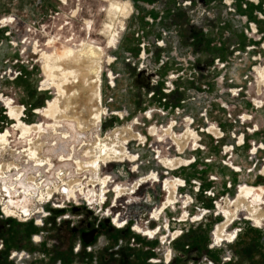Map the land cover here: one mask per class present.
Returning <instances> with one entry per match:
<instances>
[{
	"label": "rangeland",
	"instance_id": "rangeland-1",
	"mask_svg": "<svg viewBox=\"0 0 264 264\" xmlns=\"http://www.w3.org/2000/svg\"><path fill=\"white\" fill-rule=\"evenodd\" d=\"M115 6L116 9L126 10L118 15L110 14ZM263 13L264 0H0V114L6 110L4 116L11 123L15 122L8 115L6 103L11 100L14 107L23 108L20 116L25 117L23 124L32 126L42 123L45 126L54 121L44 117L43 113L47 112L53 117L55 106L50 105L60 99L62 103L70 101L72 107L80 114L82 112L83 118L88 120L91 116L85 113L83 107L95 108L98 98L105 113L96 127L81 131L86 141L94 144L98 138L110 145L114 142L121 144L120 129L130 128L132 133H139L146 139L144 146L138 145L139 141L133 138L125 145L131 154L139 153L141 176L149 171H157L161 180L158 177L156 182L163 189H166V180H178L170 179L172 177H185L188 182L197 179L202 191L217 187L220 189L218 197L225 199L217 203L218 216L215 217L210 211L200 222L181 226L185 227L183 237L169 246L173 251V262L208 264L203 260L206 259L213 264H221L223 258L231 256V262L227 264H264V219H251L246 209L240 210L233 225L227 228L229 236L234 234L233 229H241L234 243L223 242L221 246L207 250L211 236L215 242L217 227L227 221L224 212L234 209L233 204L239 198L241 188H251V199L256 200L257 191H262L263 199L258 209L264 213V149H259L256 156L250 155L254 145L264 144V85L252 70L253 67L258 69L259 64L264 68V50L259 48L264 43V27L259 29V33L254 30L257 33L254 34L248 24H259V16ZM125 27L127 31L122 33ZM114 33L117 37L111 45L110 36ZM49 41L57 42L58 54L69 51H74V54L61 64L59 70L64 72H50L47 77L46 58L55 55V49L48 45ZM162 41L163 47H160ZM88 45L94 48L97 57H78V48ZM143 46L145 60L139 59ZM254 57L260 58V61L252 62L250 66L248 60ZM69 72L72 77L68 75ZM110 72L115 77L113 85L110 81L112 77H108ZM171 74L177 77L172 81V87L165 85ZM58 83L65 86L67 95L72 94L71 100L61 96ZM115 113L123 120L117 119ZM17 125L16 122L14 127L20 134ZM98 126L99 129H96ZM210 126H215L223 137L214 139L199 132L208 131ZM170 127L172 132L165 135L163 132ZM187 129L199 135V140L196 146L194 140H188L179 154L171 137H180ZM17 132H12L14 139ZM159 132L162 138L165 137L163 142L151 135L155 133L156 136ZM101 133L106 134L105 139L101 138ZM72 136V131L64 122H61L56 134L47 129L41 137L42 147L38 158L43 162L47 159L50 163L45 162L43 168L26 155L23 156L29 145L21 143L19 137L13 146L27 165L20 169L18 165L24 164L23 159L16 156L8 158L11 163L7 166L16 168L15 174L7 172L8 178L15 181L19 174L29 178L41 168L43 174L49 175L54 168L52 160L57 162V158L62 165L74 167L76 174H90L89 180L82 182L85 196L89 198L87 190L92 189L88 185L93 176L90 169L92 162L99 164L100 168L105 162L101 158L97 161L98 158L91 160L85 157L89 145H79L80 139H72ZM71 145L77 147L76 152L73 148V156H70ZM151 146H156L157 152L162 153L158 157L159 163L153 160ZM233 147L236 152L232 158L230 154L223 153L227 148L231 151ZM63 149L67 153L63 152L64 159L61 160L60 150ZM235 156L244 162L242 165L245 167L241 170L232 169L230 165V161L237 162ZM172 158H185L193 162L188 167L176 166L166 178L163 172L169 168L164 167L160 159ZM76 161L83 163L81 171ZM108 162L113 163L114 171L124 173L121 180L134 178L126 169L135 162ZM86 169L88 171H84ZM59 171L53 173L51 181L57 180ZM43 174L41 177H44ZM98 176L100 179L108 177ZM77 180L79 183L75 186L81 183L80 179ZM41 183L40 190L45 185L43 191L47 199V191H53L49 188L52 183L46 179ZM160 184L153 186L158 193L155 197L157 200L162 196ZM97 186L101 187L100 184ZM147 187L148 184H143L140 192L148 191ZM17 188L21 186L17 185ZM152 192L153 189L148 194L153 196ZM35 198L31 199L29 207ZM14 199L18 202L22 200L21 191L14 194ZM200 202L205 208H213L209 201L202 199ZM145 208L147 212L149 206L145 205ZM183 214L181 221L186 217ZM162 218L157 225H163ZM54 219L48 220L45 227L40 229L31 222L20 224L13 220L5 221L0 213V240L3 239L7 247L0 254L3 257L1 264H22L15 258H4L8 251L13 250L25 251L28 258L23 261L24 264H121V247L136 239L129 229L118 231L103 227L93 243L83 245L81 234L87 231V222L94 228L100 225L97 218L83 207L75 212L72 210V231L70 223L57 226ZM199 219L200 214L192 218L193 221ZM215 226L214 233L210 235ZM173 228L178 229L175 224ZM39 233L44 234L43 241L40 244L32 243L31 236ZM136 242L145 244L143 239H136ZM78 244L81 245L80 251L75 253L74 248ZM187 247H196L199 251L190 255ZM165 248L167 246H162L161 252H165ZM106 254L111 257L110 263L104 262ZM257 255L259 260L256 259ZM144 257L141 253L140 264H145Z\"/></svg>",
	"mask_w": 264,
	"mask_h": 264
},
{
	"label": "built area",
	"instance_id": "built-area-1",
	"mask_svg": "<svg viewBox=\"0 0 264 264\" xmlns=\"http://www.w3.org/2000/svg\"><path fill=\"white\" fill-rule=\"evenodd\" d=\"M6 113L7 111L5 110V112H1L0 114V134L5 133L6 131H10L11 133L13 131L17 132L15 130L16 128L14 127L16 121L14 123H11L12 121L4 116ZM23 118L25 117H20L19 120L23 122ZM8 126L10 127L9 129L6 128ZM99 135H101L102 139H105L106 134L102 135L101 133ZM19 137L20 134H16L17 140H19ZM7 138L10 140L12 150H8L3 156H0V163H4L6 164V166L11 163V160H8V158L12 159L13 156L19 158V151H16L17 148L15 149L13 146L16 140L13 138V133L12 136L10 135ZM150 148L151 153L153 154V160L159 163L158 157L161 156L162 153H157L156 146H151ZM41 155L43 156L42 150ZM135 156V165H131L126 169L127 173L134 177L131 180H121L124 178V173H122V171L120 170L114 171L112 167L113 163H109L107 161L102 164L99 170V175L102 177L108 176L109 183L102 188H98V186L96 185L92 187V190H96L97 193H94L93 196H89L88 199L79 194L77 196V199L67 197V192L64 191L63 187H66L68 185L72 187L73 183H76L74 181H76L77 179H80L81 182L86 183L90 178V174L88 172H81L79 174H76V169L74 167L63 166L61 162H59V160L56 158L58 164H56L57 162H54L52 160L54 168L50 171L51 173L49 175L43 174L44 177H38L37 179L38 182H43L45 180L44 178L48 176L53 180V173H55L56 171L62 169L61 174L67 172L66 176H64V183L56 180L57 182H55L54 184H49V188L53 190L49 198L45 199L44 201H38V199L35 198L34 203L30 205V213L26 215L23 213L12 215L7 214L3 210V205L6 201V194L2 192L3 196H0V213L1 215H3L5 221L13 220L20 224L31 222L36 228L40 229L45 227L48 220H50L51 218H55V225H68L70 223L72 231V210L75 212L76 210H79L83 207L86 211L91 212V214L97 218L99 224L103 223L105 227H111L118 231L129 229V231L135 235L136 239L144 240V245L137 243L136 239L130 240L131 244L126 245V248L129 250L130 255L134 252H137L139 255L143 253L145 255V257L143 258L145 264H175L173 262V251L169 246L177 239L183 237L185 227L181 226L187 223L194 224L196 222H200L207 214L210 213V211H213V215L215 217L218 216L219 211L217 209V203L225 199L222 198V196L218 197L220 189H218L217 187H213L207 191H202L201 183L197 179L196 181L192 180L188 182L185 177H172L170 179L180 180V184L177 185L175 189L174 203L167 204L163 212L159 214L158 218H156L155 215L157 208L161 207L166 202L167 191L163 189L159 182H154L153 179H149L148 183H144L148 184V187L146 188L148 191L144 193L140 192L143 185L142 183H140L141 177L150 178V174L152 172H154L160 180L161 176L157 171H149L148 174L141 176L139 170L142 165L141 161L139 160L140 155L139 153H135ZM19 159H23L24 164L16 165L21 166L20 169H22V166L24 167L25 165H27V162L22 156ZM15 171L16 168L13 167H10L8 169V172L12 174H15ZM170 172L172 171H164L163 176L167 178ZM28 175L31 176L33 174ZM117 184L119 185V190H115ZM158 184H160L159 191L162 195L160 197V200H157L155 198L158 193L153 188V186H156ZM134 185L136 186L132 192L122 194L119 193L120 190L123 191L124 189L132 188ZM55 187L60 188V191L54 190ZM42 189L45 190V185L42 187ZM103 189L104 191L102 192ZM152 189L154 193L152 192L151 194H153V196H150L148 193L149 190ZM236 189L238 191V187ZM226 197L227 196H225V198ZM202 199H204L206 202H211L213 208L210 210L209 208L203 207V204L200 202ZM145 205L149 206L147 212V208H145ZM183 213H185L186 217L183 219L184 221H181L182 216L184 215ZM196 214H200V219L197 221H193L192 218ZM142 217L145 220H142ZM161 218L164 219V222L163 225L160 226L157 225V222H159ZM233 223L234 222H232L230 226H232ZM174 224L178 227V229L173 228ZM91 226L92 225L87 222V228H90ZM137 227L139 228V230L136 229ZM215 228L216 226L214 227V230L210 235L214 233ZM233 230L235 231V240L239 232H241V229ZM149 232L153 233V235L149 236ZM35 235L38 236L37 240L35 239ZM44 237L45 236L43 233L34 234L31 236V241L34 244H40L43 241ZM5 243L3 239L0 240V254H2L7 248L5 247ZM85 245H89V243H86ZM80 246V244L75 246V253L80 250ZM162 246H167V248H165V252H161ZM215 247L217 248L219 246L216 245L211 236L209 245H207V250H212ZM186 249L189 250L190 255H193L194 253L199 251L196 247H187ZM1 256L0 260H2L3 258ZM4 256L5 259L9 258L10 260L15 258L22 264H24L23 261L28 258V255L25 253V251L18 252L17 250L8 251L7 256ZM203 260L208 264H213L211 261H207L206 259ZM229 262H231V256L223 258L221 264H227Z\"/></svg>",
	"mask_w": 264,
	"mask_h": 264
},
{
	"label": "bare ground",
	"instance_id": "bare-ground-1",
	"mask_svg": "<svg viewBox=\"0 0 264 264\" xmlns=\"http://www.w3.org/2000/svg\"><path fill=\"white\" fill-rule=\"evenodd\" d=\"M125 10L126 9H116V6H115L114 9H111L110 14L118 15L119 12H121V11L124 12ZM107 33L110 34V32H107ZM116 37H117L116 33H114L112 36H110V44L111 45L113 44L114 40H116ZM161 44L162 45H159V46L163 47V41L161 42ZM48 45L51 46V48L55 49V55L46 58L45 76H47V77H48V73H50V72H53L56 74H57V72H64V70H59V68L61 67V64L63 63L64 60H66L67 58H71L72 55L74 54V51H69V52H64V53L61 52V54H58L56 52L57 42H55V41H49ZM77 54H78V57H80L82 59L96 58L97 57V52L94 50L93 47H91L89 45L84 46L83 48L80 46L78 48ZM68 75L72 77L71 72H69ZM259 76H260V79H262L264 81V72L263 71H259ZM262 80L260 81L261 84L263 83ZM74 82H77V81L75 80ZM44 83H46V82H44ZM71 85H72V83H71ZM58 92L62 94L61 95L62 97L66 96L65 98H67L68 100L72 99V94L67 95L65 86H63L62 84H59V83H58ZM95 101L97 102V106L95 108L90 109L87 105L83 107L85 113H87L89 116H91V118L88 120L83 118V116H82L83 114L81 111L80 112L82 115L76 111L75 107H72V105H71L72 103L70 101H68V102L63 101V103H62V101H60V99H58V100L54 101L53 104L50 105L51 107L55 106L53 108V115H52L53 117H51V115L47 112L43 113L44 117H46L48 119L51 118L54 121L53 124H49V125L44 126L41 123L39 125L27 126L26 124H23L22 121L19 120V117L21 116L23 108L17 107V106L14 107L13 102L11 100H8L6 103L7 106L9 107L8 115L11 119H15V121L17 122V124H18L17 129L20 132L21 141H25L26 143H24V144L29 145L28 151H25L23 153V156L26 155L28 158L34 160V162L37 166H42V168H43V166L45 165V162H49V161L46 159L45 162H43L42 160H40L38 158L40 149L42 147L41 137L43 136V134L45 135V133L47 132V129H51V131L56 134L57 129L61 126V122H64L65 124L68 125L69 129L72 131V134L74 135V137H76L77 140L80 139L79 145H85V146L89 145V147L86 149V151L84 153L85 157H89V158H91V160L98 158L97 161L99 160V158H101L103 162L128 160L129 163L130 162L134 163L136 156H135V154H131L128 151V149L125 147V145L127 144L128 140L130 138H133L135 141H140L141 143L144 142V138L141 134L132 133L130 128L124 127L123 129H120V131H121L120 135H121V140H122L121 144H116L114 142L112 145H110L109 143L105 142L104 140H101L98 138L96 139L97 141L95 140L94 144L91 143L90 141L85 140V137L81 131L89 130L90 128L96 127L98 125V123L101 121L102 114L105 113V111H103L100 107L99 99L97 98ZM62 104H63V106H62ZM7 106L5 105V107H7ZM165 107L167 108L168 106L165 105ZM171 128L172 127L168 128L167 130L164 129L165 131L163 133H165V135H168L170 132H172ZM96 129H99V126ZM155 131L156 130H152L151 132H155ZM162 131L163 130H161V132ZM206 132L211 134V135H214L218 139L223 137V135H221V133H219L218 130H216V128L214 126H210L209 130L208 131L206 130ZM36 134H37V137H36ZM153 134L155 135V133H153ZM160 134L161 133L159 132V134H157L156 137H157L159 142H163V139L165 137L162 138ZM10 135H7L6 132L3 134H0V155H3L8 150H11L10 141L7 138ZM33 136L36 137L35 140L32 139ZM68 137L71 138L70 135ZM74 137L72 136V139ZM171 140L173 141L175 146H177L179 153H182L186 144H187L186 142L188 140L189 141L194 140L195 146H196L197 141L199 140V135H197L196 133H194L190 129H187L186 132L180 137L172 135ZM74 147H75V152H76L77 147L75 145H71L69 147L71 149V152H72V154L70 156H73V154H74V152H73ZM64 149L60 150L61 151V153H60V159L61 160L64 159V153L63 152L65 151L67 153V150H64ZM227 151H228V148L226 149V152ZM157 153H160V152H157ZM70 156H69V158H70ZM83 161H86V160H83ZM76 163L79 166V169L81 171L83 168V163H81L79 161H76ZM92 163H93V165L90 167V169L93 171L94 178L92 176V179H90V181L88 182V185H91L92 187H94L95 185L97 186L99 184L101 185V187L106 186L107 182L109 183V178L104 177V178L100 179L98 176L100 166H99V164L94 165V162H92ZM161 163L166 168L173 167V166L177 165L178 163H180V159H176V160L164 159V160H161ZM11 166H14V165H11ZM63 166H68V164H64ZM9 168H10V166H6V164L0 163V196H3L2 192H4L6 194L5 200H7L4 204L3 210L7 214L18 215V214L23 213L26 215V214L30 213L29 205H28V213H25L24 209H19L18 205H20V204L22 205L23 203H25L26 200L28 202H30L31 199L35 198V197L38 199V201H44L45 200L44 191L40 190L42 183L37 182V177H41L43 174L42 168L40 170H38V173L34 174L33 176H31L29 178L25 177L23 174L22 175L19 174V176L16 178L15 181H13L12 178H8V176H7V172H8ZM84 171H88V169H86ZM61 172H62V170L59 171V173L57 174V180L64 183V176H66L67 172L62 173V174H61ZM45 179L52 184L57 182V181H51L52 179L49 180L47 176ZM142 181H145V180L140 179V183ZM74 182H76L78 184L79 180H76ZM177 182H178V184H177ZM76 183H73L72 187H70L69 185L66 187L65 186L63 187L64 191L67 192V197H72L74 199H77V196L79 194V195H83L86 199H88L85 196V190L82 187V182L79 185L75 186ZM164 184L167 188V190L166 189H164V190L167 191V194L172 196L175 192L176 186L180 184V180L178 179L174 182H166L165 181ZM17 185L21 186V188L20 189L17 188ZM135 186L136 185H134L132 189H124L123 191L120 190L119 193H121V194L122 193H130L134 190ZM58 187H61V186H58ZM57 190H60V188H57ZM115 190H119V186L116 185ZM20 191L22 193V200L18 202V201H15L14 194H20ZM103 191H104V189L102 190V192ZM87 192H88L87 196H93L94 193L96 194V190H92V189H88ZM51 193L52 192L48 190L46 194L50 197ZM252 196H253V190L251 188H248L246 186L241 188L240 196L235 201V203L233 204L234 209L233 210H227L224 212V214L227 218V221L223 224H220L217 227L216 232H215V242H216L217 246H219L226 239H232V236L230 237L229 235H227V233H228L227 228L229 227V225L233 221L236 220L237 213L240 210L246 209L247 212L249 213L250 218L253 220L262 221L264 219V213L261 212V209H258V206H259L258 204L263 199L262 191L261 190L257 191V200L251 199ZM166 201H167V199H166ZM14 203L18 204V205H15ZM26 204L27 203H25L24 206ZM260 224H261V222H260ZM35 239H38L37 235L35 236Z\"/></svg>",
	"mask_w": 264,
	"mask_h": 264
},
{
	"label": "flooded vegetation",
	"instance_id": "flooded-vegetation-1",
	"mask_svg": "<svg viewBox=\"0 0 264 264\" xmlns=\"http://www.w3.org/2000/svg\"><path fill=\"white\" fill-rule=\"evenodd\" d=\"M6 133H7V135H10V132H8V131H6ZM73 139H75V140H77V138H73ZM21 143H26L25 141H21ZM174 160H176V159H174ZM160 162H161V159H160ZM187 162L185 161V160H183V159H180V163H178L177 165H175V166H173V167H168L169 169H174L176 166H180V165H182V164H186ZM140 179H144L145 181H142L141 183L142 184H144V183H147L148 181H149V179H153V181L155 180V181H157V179H158V176L156 175V174H154V173H152L151 175H150V178H147V177H144V178H140ZM166 182H172V181H168V180H166ZM174 182V181H173ZM178 183V182H177ZM107 184H108V182H107ZM133 188V187H132ZM132 188H128V189H132ZM164 188H166V186H165V184H164ZM166 190H167V188H166ZM175 192H174V194L172 195V196H170L169 194L167 195V201L159 208V209H157L156 210V218H158L159 217V214H161L162 212H163V210H164V208L166 207V205L167 204H172V203H174V199H175ZM25 203H27L25 206H24V204ZM25 203H23L22 205L20 204V205H18V204H15V205H18V207H19V209H24L25 210V213H28V205H29V202L26 200L25 201ZM21 206V207H20ZM17 207V208H18ZM103 227H105L104 226V224L102 223V224H100V225H98L97 226V228H94V227H90V228H87V231H85V232H83L82 234H81V243L83 244V245H85L86 243H89V245L91 244V243H93L96 239H97V235H98V233H99V231H100V229L101 228H103ZM137 230H139V228L137 227L136 228ZM234 234H232L231 236H232V239H230L229 241H223V242H228V243H234V241L237 239V237H236V239L234 240V238H235V231L233 232ZM149 234V236H152L153 235V233H151V232H149L148 233ZM230 236V237H231ZM222 242V243H223ZM216 243V242H215ZM219 246H221V244L219 245ZM80 251V250H79ZM78 251V252H79ZM120 251H121V253H122V257H121V264H140L139 263V257H140V255L137 253V252H134V253H132L131 255L129 254V250L126 248V245H124V246H122L121 247V249H120ZM77 252V253H78ZM110 256H108L107 254L104 256V262H106V263H110ZM131 259H132V261H131ZM256 259L257 260H259L260 258H259V256L257 255L256 256ZM3 261H0V264L2 263ZM114 263V262H113ZM118 263V262H117ZM119 264V263H118Z\"/></svg>",
	"mask_w": 264,
	"mask_h": 264
},
{
	"label": "crops",
	"instance_id": "crops-1",
	"mask_svg": "<svg viewBox=\"0 0 264 264\" xmlns=\"http://www.w3.org/2000/svg\"><path fill=\"white\" fill-rule=\"evenodd\" d=\"M251 1H253V0H251ZM255 2L257 1V0H254ZM130 3V2H129ZM131 4V3H130ZM132 7V6H131ZM133 12V10L131 11V13ZM260 18H261V21L259 22V24H256V23H251V22H248V24H249V27H250V30L251 31H254V30H256L257 31V33H259V29H261V27L263 26L264 27V13L263 14H260V16H259ZM247 20H248V18H247ZM255 25V26H254ZM127 27H125L124 28V30H123V32L122 33H125L126 31H127V29H126ZM125 31V32H124ZM252 33H254V32H252ZM257 33H254V34H257ZM119 43H120V37H119ZM255 45V44H254ZM258 45H260V43L259 44H256L255 46L257 47ZM256 47H253V48H256ZM260 48V50H264V43H262V45L259 47ZM145 57H146V51H145V46H143V51L141 52V55L139 56V59H141V60H145ZM257 61H260V58L258 59V58H249V60H248V63H250V66H251V63L252 62H257ZM222 67L223 68H225V65H222ZM253 67V66H252ZM260 69V70H259ZM252 70L257 74V76H258V78L260 79V76H259V71H263L264 72V68L261 66V64H259V68L257 69L256 67L254 68H252ZM111 75V76H110ZM110 75H108V77H112L111 78V84L113 85L114 84V82H113V80L115 79V77L113 76V74L110 72ZM177 77L174 75V74H171V76H169L167 79L169 80L165 85L166 86H170V87H172V84H173V80L174 79H176ZM261 83V82H260ZM263 85H264V83H262ZM115 115H116V113H115ZM117 116V119H119V120H123V117L122 116H118V115H116ZM243 118H245L246 120L247 119H249L247 116H243ZM215 127V126H214ZM254 131H256V130H254ZM199 132L200 133H203L205 136H207V135H209V136H211V137H213L214 139H218V138H216L215 136H213V135H211V134H209V133H207L206 131H203V130H199ZM139 134V133H138ZM203 134H201V136H204ZM151 135H152V133H151ZM153 137H156L154 134L152 135ZM144 138V137H143ZM156 139H157V137H156ZM202 139H205L204 137H202ZM201 139V140H202ZM221 139V138H220ZM158 140V139H157ZM200 140V141H201ZM145 142H146V139L144 138V142L143 143H141L140 141H139V144L138 145H143L144 146V144H145ZM200 147V145L198 146V148ZM236 147H240V145H237ZM177 148V147H176ZM262 150V149H264V144L263 143H258L257 145H254V148L252 149V151H251V154L250 155H253V156H256L257 155V152H258V150ZM178 150V149H177ZM234 152H236L235 151V148L233 147V149L231 150V151H223V153L225 154V155H231V157L230 158H232L233 156H234ZM179 154H181V153H179ZM236 157V160L235 161H237L236 163H233L232 161H230L231 162V167H232V169H235V170H237V169H239V170H241L243 167H245L244 165H242V163H244L242 160H241V158L239 157V156H235ZM176 158H179V157H176ZM176 158H172V159H176ZM181 158V157H180ZM229 158V159H230ZM182 159H185V158H182ZM252 159V158H251ZM186 161H188V163L187 164H182V165H180V166H177L176 168H179V167H188L193 161H190V160H188V159H185ZM241 162V163H240ZM176 168H174V169H168V170H171V171H174ZM264 170V169H263ZM214 179V178H213ZM245 185H249V184H245Z\"/></svg>",
	"mask_w": 264,
	"mask_h": 264
}]
</instances>
